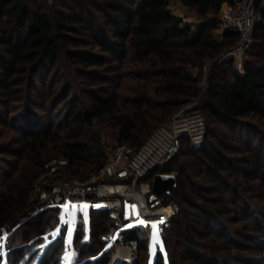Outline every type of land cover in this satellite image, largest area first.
Returning <instances> with one entry per match:
<instances>
[{"label": "trees", "instance_id": "trees-1", "mask_svg": "<svg viewBox=\"0 0 264 264\" xmlns=\"http://www.w3.org/2000/svg\"><path fill=\"white\" fill-rule=\"evenodd\" d=\"M170 1L0 0L6 264L63 263L66 224L59 207L12 227L30 207L28 188L48 157L67 160V173L84 178L105 158L100 136L84 139L95 122L118 145L138 149L186 107L204 117L205 144L194 149L181 140L172 161L148 177L176 176L167 199L179 212L152 263L139 227L121 231L137 244L134 264H264V24L254 29L243 71L233 60L214 66L201 88L204 62L234 46L238 34L225 30L222 41L213 38L223 0H175L195 13L196 27L173 13ZM58 106L63 112L56 118ZM86 211L88 233L78 226L73 236L77 262L108 264L114 246L100 240L108 212ZM58 225L56 238L42 248Z\"/></svg>", "mask_w": 264, "mask_h": 264}, {"label": "built area", "instance_id": "built-area-1", "mask_svg": "<svg viewBox=\"0 0 264 264\" xmlns=\"http://www.w3.org/2000/svg\"><path fill=\"white\" fill-rule=\"evenodd\" d=\"M263 12L264 0H223L218 13L219 20L224 30L235 32L238 39L234 46L214 61L213 66L232 60L238 61L246 54L253 44V32L263 19ZM182 20L188 23L186 19ZM262 23L264 24V19ZM205 134L202 114L184 108L168 123L155 130L140 148L116 146L98 169L84 178L68 173L66 175L64 167L68 165L67 160L53 159L45 163L41 172L34 177L28 191L31 205L18 216L12 226H18L49 208L104 210L108 212L112 223L100 240L114 248L123 247L128 251L125 258L113 255L115 262L134 264L137 259V244L133 240H125L121 232L125 221H128L124 202L137 206L136 226L148 232L156 231L162 238L179 210L167 199L168 195L155 196L154 201H151L152 179L148 177L157 166L172 161L181 140H187L194 149L203 148ZM114 180L119 181L113 182ZM153 224L157 226L155 230L152 228ZM2 256L0 252V257Z\"/></svg>", "mask_w": 264, "mask_h": 264}, {"label": "rangeland", "instance_id": "rangeland-1", "mask_svg": "<svg viewBox=\"0 0 264 264\" xmlns=\"http://www.w3.org/2000/svg\"><path fill=\"white\" fill-rule=\"evenodd\" d=\"M169 8H170V10L173 13H175L178 16H180L181 19L182 18L186 19V22L192 23L193 27H196V26L200 25L201 21L196 17L195 13L193 11L189 10V9L184 8L180 3L176 2L175 0H171L170 1ZM217 20H218V27H217V29L213 30L212 34H213V38L216 41L220 42V41L223 40V36L222 35H223V32L225 30H224V27H223L221 21L219 20L218 15H217ZM262 21H263V19H261L260 22H262ZM214 61L215 60H213V61L206 60L204 62L203 69H202L203 70L202 71L203 72L202 73V79L199 82V87H201V88L205 87L206 74L209 72V70L212 67H214L213 66ZM244 62H245V55L241 59H239L238 61L234 62L235 66L237 67L239 72L243 71ZM191 72H192V74L196 75L197 72H198V69L197 68H193V69H191ZM52 85L53 84H50L49 87H47V89H46L47 92L51 91ZM43 105H46V104L43 103ZM192 106H193V104L191 105V107ZM34 109L35 110H39V109H37L35 107H34ZM53 112H54V114H56V116H57L56 118H58L59 117V113L63 112L62 107L58 106L56 108V110H53ZM89 132H91V133L85 135L84 139L88 140L90 138H96V136H100V142L102 144L101 149L104 152V155H105L104 160H105L106 157L108 155H110L112 150H114V148L116 146H118L114 136H112V134L109 133L108 129L106 127H104L102 123H98V122H95L93 124V126L91 127ZM96 151H98L97 148L94 149V152H96ZM53 159L65 160V159H62V158H57L56 156H51V157H48L45 160L44 164L47 163V162H50ZM41 170L42 169H40L39 172L35 174V176L38 175L41 172ZM64 173L67 175L66 167H64ZM68 175H70V174H68ZM34 177L31 180V184H32V181L34 180ZM117 181L118 180H114L113 182H117ZM31 184H30V186H31ZM30 186H29V188H30ZM29 188H28V191H29ZM28 191H27V194H28ZM60 211H61L60 219H61L62 222H64L66 224L65 236H64V240H63L64 241V259H63V263L62 264H79L77 262L78 247H75V248L72 247L73 246V236H74V232L76 231L78 226L82 227L83 232L85 234L88 233V230H89L88 211L83 210V209H70V208H63V209H60ZM124 212H125L126 219L128 220V222L126 223L124 229L125 228L135 227L136 226V221L135 220H136V216L138 215L137 206L134 203L124 202ZM111 223L112 222H111V219H110L108 227H109V225ZM15 227H17V226H15ZM15 227H13V228H15ZM59 227H60L59 225L56 227L55 231L52 233V235H51V237L49 239L47 238V239L44 240L42 248L47 246L50 242H52L56 238V236L58 234ZM107 231H108V228H107ZM154 232H155V235H154ZM7 236H8L7 234L6 235L4 234L3 238L0 240V243H1L0 252L3 254V256L1 257L2 258V264H6V262H7V254L9 252V250L6 247V239H7L6 237ZM138 236H140L141 238H146L148 240L149 250H150V254H151V259L150 260H151V263H152L155 253L158 250H163L161 236L156 231L148 232L142 227L138 228ZM115 254H117L121 258H125V257L128 256V251L125 248H123V247L114 248V250L112 251V253L110 255V259H109V263L108 264H120V263L115 262L113 260V255H115ZM37 256H39V253H37Z\"/></svg>", "mask_w": 264, "mask_h": 264}, {"label": "water", "instance_id": "water-1", "mask_svg": "<svg viewBox=\"0 0 264 264\" xmlns=\"http://www.w3.org/2000/svg\"><path fill=\"white\" fill-rule=\"evenodd\" d=\"M176 176L170 173H156L151 181V189L153 196L151 201H154V197L169 195L173 188H176Z\"/></svg>", "mask_w": 264, "mask_h": 264}, {"label": "snow or ice", "instance_id": "snow-or-ice-1", "mask_svg": "<svg viewBox=\"0 0 264 264\" xmlns=\"http://www.w3.org/2000/svg\"><path fill=\"white\" fill-rule=\"evenodd\" d=\"M141 223H143V221H141ZM161 223H162V221H161ZM156 227H157V226H156L155 224L152 225V228H153L154 230L156 229ZM154 235H155V232H154Z\"/></svg>", "mask_w": 264, "mask_h": 264}]
</instances>
